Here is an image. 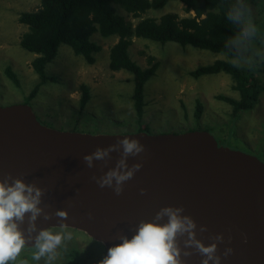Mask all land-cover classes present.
<instances>
[{
	"label": "water",
	"instance_id": "water-1",
	"mask_svg": "<svg viewBox=\"0 0 264 264\" xmlns=\"http://www.w3.org/2000/svg\"><path fill=\"white\" fill-rule=\"evenodd\" d=\"M125 138L137 140L143 150L125 156L120 143ZM97 148L107 155L93 158L89 167L84 157ZM112 171H133L120 183L119 195L115 177L111 186L98 183ZM9 174L43 190L35 221L31 213L16 221L25 247H36L44 230L66 227L108 250L122 243L121 237L130 240L142 221L168 223L167 215L156 216L170 207L195 225L191 236H176L181 264L207 259L189 240L215 245L208 264H216L217 257L219 264H264V161L219 144L208 130L63 132L42 124L30 104L0 103V181Z\"/></svg>",
	"mask_w": 264,
	"mask_h": 264
},
{
	"label": "rangeland",
	"instance_id": "rangeland-1",
	"mask_svg": "<svg viewBox=\"0 0 264 264\" xmlns=\"http://www.w3.org/2000/svg\"><path fill=\"white\" fill-rule=\"evenodd\" d=\"M253 3L249 8V20H264L263 8ZM40 5L41 0H0L1 104H30L42 124L63 132L136 134L149 128L151 134H162L201 128L211 132L219 144L264 161V92L255 107L237 119L233 116L232 106L217 98L219 95L240 98L227 73L198 79L190 75L200 66L218 60L228 61L224 54L134 37L128 48L131 60L144 70L155 68L153 78L144 87L145 106L140 115L135 107L133 75L126 70L110 68V52L118 42V36L102 37L96 33L91 40L101 50L93 54L94 63L75 54L71 47L62 45L56 58L46 67V74L57 77V82L48 81L42 85L37 96L28 103L40 79L32 67L36 54L20 44L28 26L19 19L22 13L37 11ZM169 12L181 17L194 15L192 11L186 13L184 4L173 2L161 11L142 15V18H159ZM121 15L134 25L138 21L125 12ZM232 62L238 66L249 65L245 60ZM8 67L17 76L18 84L8 76ZM83 85L89 88L90 94L84 107L81 105ZM198 100L203 105L199 118L196 117ZM50 231L63 237L53 253L45 254L38 261L33 256L24 258L26 253L36 250L30 251L23 246L16 260L8 264H98L104 258V246L85 233L72 228Z\"/></svg>",
	"mask_w": 264,
	"mask_h": 264
},
{
	"label": "trees",
	"instance_id": "trees-1",
	"mask_svg": "<svg viewBox=\"0 0 264 264\" xmlns=\"http://www.w3.org/2000/svg\"><path fill=\"white\" fill-rule=\"evenodd\" d=\"M173 2L184 4L186 13L192 11L194 15L181 17L169 12L159 18H142V15L161 11ZM252 2L261 6L264 13V0H41L37 11L22 13L19 19L28 26L20 44L36 54L32 67L40 79L28 103L37 96L42 85L48 81L57 82V77L46 74V67L56 58L62 45L71 47L75 54L94 63L93 54L101 48L91 38L98 33L102 37L118 36V42L111 48L110 68L126 70L133 75L135 107L140 115L145 106L144 87L153 78L155 68L144 70L131 60L128 48L134 37L160 44L174 42L226 55L228 61L218 60L200 66L190 75L198 79L227 73L240 98L225 95L217 98L231 105L233 116L238 119L255 107L264 92V20H249ZM121 12L138 19L137 23L126 22ZM235 59L249 61V65H235L232 62ZM6 72L18 84L11 67ZM82 93L81 105L84 107L90 99L89 88L83 85ZM197 103L196 117L199 118L203 105L199 100ZM27 249H35L34 253L38 251L36 247ZM34 253L28 252L24 258H31Z\"/></svg>",
	"mask_w": 264,
	"mask_h": 264
},
{
	"label": "clouds",
	"instance_id": "clouds-1",
	"mask_svg": "<svg viewBox=\"0 0 264 264\" xmlns=\"http://www.w3.org/2000/svg\"><path fill=\"white\" fill-rule=\"evenodd\" d=\"M120 143L124 147L125 156L143 150V146L137 140L130 141L125 138ZM107 152L108 150L97 148L91 155H86L84 160L91 167L93 158L102 159L107 155ZM138 168L139 165L135 166L133 171ZM133 171L124 174H118L116 171L109 172L98 183L100 187L111 186L112 178L115 177L118 185L115 191L119 195L122 191L119 187L120 183L130 179ZM9 179H12V183H8ZM42 194V189L34 184H26L20 178H12L10 174L0 181V264L15 261L20 254L25 239L16 221H23L26 213H31L30 221H35L41 212L38 205L41 202ZM179 211L181 209L173 210L170 207L162 209L157 214L156 220L167 215L169 218L168 223L163 225L142 221L136 234L130 240L121 237L122 243L108 248L107 255L98 264H181L178 259L180 250L176 244V236L178 233L183 234L185 232H188L191 236L190 230L195 225L188 217L181 219L177 215ZM56 215L63 218L66 217L67 213L58 211ZM62 238L61 234H53L48 230L40 232L36 243L38 251L34 253L33 259L38 261L45 254L53 253L57 246L61 244ZM68 238L70 239L71 236ZM193 242L198 250L207 256L203 264H208V261L213 259L215 245L205 247L199 241H188V243ZM216 264H219L218 257L216 258Z\"/></svg>",
	"mask_w": 264,
	"mask_h": 264
},
{
	"label": "bare ground",
	"instance_id": "bare-ground-1",
	"mask_svg": "<svg viewBox=\"0 0 264 264\" xmlns=\"http://www.w3.org/2000/svg\"><path fill=\"white\" fill-rule=\"evenodd\" d=\"M45 102V101H44ZM47 103V102H46ZM60 228H66V227H60ZM76 230V229H75ZM79 231V230H78ZM80 232H82V231H80ZM83 233H85V232H83ZM86 234V233H85ZM86 235H88V234H86ZM89 236V235H88ZM90 237V236H89ZM91 238V237H90ZM101 244V243H100ZM103 245V244H102ZM25 248V247H24ZM31 248V247H30ZM105 248V247H104ZM32 249V248H31ZM30 250V249H29ZM33 251V250H32ZM106 254H107V248H105V255H104V257L106 256Z\"/></svg>",
	"mask_w": 264,
	"mask_h": 264
},
{
	"label": "flooded vegetation",
	"instance_id": "flooded-vegetation-1",
	"mask_svg": "<svg viewBox=\"0 0 264 264\" xmlns=\"http://www.w3.org/2000/svg\"><path fill=\"white\" fill-rule=\"evenodd\" d=\"M89 100H90V99H89ZM147 130H148V131H146V132H148V133H149V131H150V130H149V128H147ZM243 144H244V142H243ZM244 145H245V144H244Z\"/></svg>",
	"mask_w": 264,
	"mask_h": 264
}]
</instances>
